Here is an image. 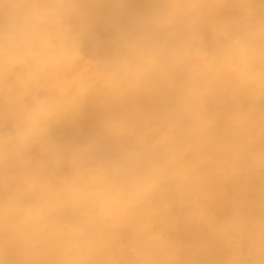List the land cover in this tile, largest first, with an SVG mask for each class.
<instances>
[{
	"label": "clouds",
	"instance_id": "clouds-1",
	"mask_svg": "<svg viewBox=\"0 0 264 264\" xmlns=\"http://www.w3.org/2000/svg\"><path fill=\"white\" fill-rule=\"evenodd\" d=\"M129 2L0 0V264H264V0H146L86 58Z\"/></svg>",
	"mask_w": 264,
	"mask_h": 264
},
{
	"label": "bare ground",
	"instance_id": "bare-ground-1",
	"mask_svg": "<svg viewBox=\"0 0 264 264\" xmlns=\"http://www.w3.org/2000/svg\"><path fill=\"white\" fill-rule=\"evenodd\" d=\"M150 5L146 0H130L126 5L124 14H117L111 3L100 6L96 12V21L93 30V40H99L103 44L102 49H96L92 42H86L83 52L86 58H93L97 54L110 51L111 40L114 34L113 23L120 27H127L131 19L139 14L148 11ZM154 105L145 104L146 108ZM104 113L96 105L90 102L83 110L81 116L75 122H66L58 125L53 130V138L59 143H84L96 136L100 131V123ZM112 145H107L106 150L111 152ZM218 215H224L226 209H218ZM204 236V233L196 228L180 230L173 234V238L183 242L192 243Z\"/></svg>",
	"mask_w": 264,
	"mask_h": 264
}]
</instances>
